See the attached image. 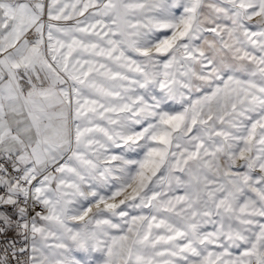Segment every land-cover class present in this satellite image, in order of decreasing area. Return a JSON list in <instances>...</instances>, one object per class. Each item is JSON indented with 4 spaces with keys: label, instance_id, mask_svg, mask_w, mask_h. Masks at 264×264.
<instances>
[{
    "label": "snow or ice",
    "instance_id": "1",
    "mask_svg": "<svg viewBox=\"0 0 264 264\" xmlns=\"http://www.w3.org/2000/svg\"><path fill=\"white\" fill-rule=\"evenodd\" d=\"M0 264H264V0H0Z\"/></svg>",
    "mask_w": 264,
    "mask_h": 264
}]
</instances>
